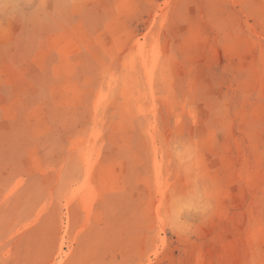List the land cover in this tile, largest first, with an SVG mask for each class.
I'll list each match as a JSON object with an SVG mask.
<instances>
[{
  "label": "rangeland",
  "instance_id": "374dc122",
  "mask_svg": "<svg viewBox=\"0 0 264 264\" xmlns=\"http://www.w3.org/2000/svg\"><path fill=\"white\" fill-rule=\"evenodd\" d=\"M0 264H264V0H0Z\"/></svg>",
  "mask_w": 264,
  "mask_h": 264
},
{
  "label": "clouds",
  "instance_id": "9594fccd",
  "mask_svg": "<svg viewBox=\"0 0 264 264\" xmlns=\"http://www.w3.org/2000/svg\"><path fill=\"white\" fill-rule=\"evenodd\" d=\"M198 162V149L195 144L187 142L184 149H182V158L177 161L179 166L190 165L196 170V164ZM213 209L211 198L207 194L206 189H200V197L195 206H186L183 204H177L168 218V226L181 234L190 233L194 224L190 217L193 215L206 217Z\"/></svg>",
  "mask_w": 264,
  "mask_h": 264
}]
</instances>
